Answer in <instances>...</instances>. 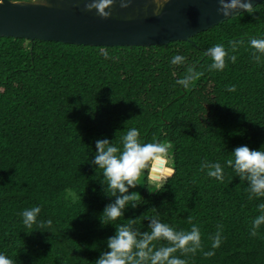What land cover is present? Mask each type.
<instances>
[{
	"label": "trees",
	"instance_id": "obj_1",
	"mask_svg": "<svg viewBox=\"0 0 264 264\" xmlns=\"http://www.w3.org/2000/svg\"><path fill=\"white\" fill-rule=\"evenodd\" d=\"M253 7L163 45L0 36V253L13 264H93L121 223L137 217L146 229L143 216L158 212L177 230L199 228L200 248L175 254L186 264H264V224L250 235L264 198L249 199L226 164L236 146L264 150V54L257 60L249 47L264 38V0ZM214 45L236 57L222 71L209 67ZM177 54L183 65L170 63ZM189 68L200 73L191 88L176 85ZM131 127L143 141L170 145L174 173L162 187L150 186L147 173L130 189L141 204L103 225L109 199L87 161L96 139L119 144ZM204 162L222 165L223 182L201 170ZM36 205L41 220L53 221L52 235L22 224L20 213Z\"/></svg>",
	"mask_w": 264,
	"mask_h": 264
},
{
	"label": "clouds",
	"instance_id": "obj_2",
	"mask_svg": "<svg viewBox=\"0 0 264 264\" xmlns=\"http://www.w3.org/2000/svg\"><path fill=\"white\" fill-rule=\"evenodd\" d=\"M2 2V0H0ZM113 0H91L85 4L88 11L95 9L101 18L110 15ZM218 12L225 16H231L233 12L238 14L255 12L251 0H218ZM121 8L127 7V3L121 0ZM233 48L236 45H232ZM249 47L254 49V58L259 60L264 54V38H251ZM210 58V69L222 71L225 67V58L235 62L236 57L228 56L223 45H214L206 50ZM170 63L172 65H183L185 57L174 55ZM200 73L189 68L184 76L175 83L185 89H190L192 82L198 78ZM228 91H235V85L228 87ZM95 151L91 160L87 162L94 169H99L102 177L103 194L109 199L99 214V221L103 225H112V222L124 218L127 209L135 210L141 203V196L135 189L140 185L138 181L149 172L158 173L162 177L171 176L174 173L169 147L167 143L159 141L146 142L141 139L137 128H129L120 138L119 144H114L107 137L95 140ZM231 158L226 161L235 173L239 181L246 184V192L249 199L264 198V150L262 148L250 149L247 145H239L231 151ZM207 169L206 175L215 178L219 182L224 180V169L219 162L201 164V170ZM158 187L163 184L159 180L153 181ZM107 191V194H106ZM261 214L252 221L250 235L255 236V229L264 224V202L257 206ZM41 206L36 205L25 208L21 213L22 224L25 228L34 225L39 228L46 226L51 235L56 229L51 219L41 220ZM137 217L129 218L127 223H121L113 235L107 237L105 249L102 250L93 264H186V261L175 255L178 251L183 254L195 253L201 246V234L199 228L192 226L190 231L177 230L169 223L161 219L157 212L151 216H143L147 220L146 229L138 225ZM142 221L140 222L142 224ZM40 231V230H39ZM41 232V231H40ZM44 232V231H43ZM220 244V234L214 237L213 247ZM206 255H213L212 252ZM0 264H13V260L0 253Z\"/></svg>",
	"mask_w": 264,
	"mask_h": 264
},
{
	"label": "water",
	"instance_id": "obj_3",
	"mask_svg": "<svg viewBox=\"0 0 264 264\" xmlns=\"http://www.w3.org/2000/svg\"><path fill=\"white\" fill-rule=\"evenodd\" d=\"M263 0H251L252 5ZM91 0H2L0 36L95 46H149L188 40L229 17L218 0H113L107 18ZM153 173V172H151Z\"/></svg>",
	"mask_w": 264,
	"mask_h": 264
},
{
	"label": "rangeland",
	"instance_id": "obj_4",
	"mask_svg": "<svg viewBox=\"0 0 264 264\" xmlns=\"http://www.w3.org/2000/svg\"><path fill=\"white\" fill-rule=\"evenodd\" d=\"M169 156H170V155H169ZM166 178H167V177H162V176H160L158 173L153 172V173H151V175H150V186L153 187V185H154V187H158L156 184L153 183V181H155V180H159V181H161V182L163 183V181H165Z\"/></svg>",
	"mask_w": 264,
	"mask_h": 264
}]
</instances>
